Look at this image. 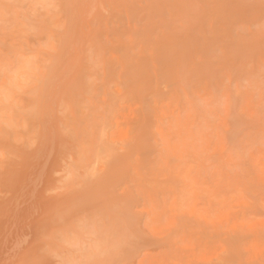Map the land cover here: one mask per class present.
I'll list each match as a JSON object with an SVG mask.
<instances>
[{
    "label": "rangeland",
    "instance_id": "obj_1",
    "mask_svg": "<svg viewBox=\"0 0 264 264\" xmlns=\"http://www.w3.org/2000/svg\"><path fill=\"white\" fill-rule=\"evenodd\" d=\"M0 11V264H264V0Z\"/></svg>",
    "mask_w": 264,
    "mask_h": 264
},
{
    "label": "bare ground",
    "instance_id": "obj_2",
    "mask_svg": "<svg viewBox=\"0 0 264 264\" xmlns=\"http://www.w3.org/2000/svg\"><path fill=\"white\" fill-rule=\"evenodd\" d=\"M45 1H46V0H45ZM44 3H45V2H44ZM66 30H67V29H66ZM18 36H19V35H18ZM63 41H64V40H63ZM2 47H3V46H2ZM52 57H53V56H52ZM68 57H69V56H68ZM64 58H65V57H64ZM48 60H51V59H48ZM61 60H62V59H61ZM27 61H29V60H27ZM54 61H55V60H54ZM25 64H26V62H24V65H25ZM76 64H77V63H76ZM23 67H24V66H23ZM71 67H72V66H71ZM50 69H51V68H50ZM53 69H55V68H53ZM53 69H52V70H53ZM12 70L14 71V68H13ZM13 71H12V72H13ZM50 71H51V70H50ZM61 73H62V72H61ZM16 74H18V73H16ZM58 74H59V73H58ZM47 76H48V75H47ZM51 76H52V75H51ZM21 77H22V75H21ZM57 77H58V76H57ZM33 78H34V77H33ZM33 78H32V80H33ZM20 79H21V78H20ZM20 79H19V80H20ZM41 79H43V77H42ZM12 80H15V79L12 78ZM44 81H46V80H44ZM44 81H43V80L41 81L42 84H44V83H43ZM39 82H40V81H39ZM39 82H38V83H39ZM40 84H41V83H40ZM48 84H49V83H48ZM33 88H34V87H33ZM38 88H40L39 85H38ZM43 89H44V88H43ZM49 89H50V88H49ZM20 90H21V89H20ZM36 90H37V92H38L37 86H36ZM36 90H35V91H36ZM32 91H33V90H32ZM30 92H31V91H30ZM46 92H47V91H46ZM33 93H35V92H33ZM40 94H41V92H40ZM42 95H43V93H42ZM36 96H38V95H36ZM36 98H37V97H36ZM39 98H40V97H39ZM39 100H40V99H39ZM43 101H44V100H43ZM45 101H46V100H45ZM37 102H38V101H37ZM40 102H41V101H40ZM34 104H35V102H34ZM39 105H40V104H39ZM33 106H35V105H33ZM33 108H34V107H33ZM33 108H32V112H34V114L29 115V113H28V116H29V117H30V116L33 117V116L35 115V113H39L38 111L35 112L34 110H36V109H33ZM36 108H37V107H36ZM39 108H41V105H40ZM45 108H47V106H46ZM7 109H8V108H7ZM42 109H44V108L42 107ZM11 110H12V109H11ZM40 110H41V109H40ZM2 111H4V110H2ZM43 111H44V110H43ZM29 112H30V111H29ZM32 112H31V113H32ZM9 113H10V112H9ZM41 115H42V113H41ZM44 115H45V114H44ZM12 116H13V115H12ZM37 116L39 117V114L35 115L37 121H36V119L33 118V121H35L34 124H40V122L38 123L39 119L37 118ZM11 119H12V118H11ZM30 119L32 120V118H30ZM10 121H11V120H10ZM14 121H15V118H14ZM11 122H12V121H11ZM41 122H42V121H41ZM5 123H6V122H5ZM14 123H15V122H14ZM3 124H4V123H2V125H3ZM7 124H8V123H7ZM4 125H5V124H4ZM9 125H10L11 127H12V126L14 127V125H11L10 123H9ZM36 126H37V125H36ZM8 127H9V126H8ZM11 127H10V129H11ZM38 127H39V125H38ZM16 128H17V126H16ZM40 128H41V126H40ZM13 129H15V127H14ZM2 130H3V129H2ZM5 130H6V129H5ZM35 131H36V130H35ZM35 131H34L33 133H35ZM40 131H41V130L38 128V133H39ZM9 132H10V131H9ZM44 132H45V131H44ZM40 133L42 134V131H41ZM41 134H40V135H41ZM34 136H35V134H34ZM33 138H34V137H33ZM33 138H32V139H33ZM187 138H188V140H189V139L191 138V136H190V137H187ZM257 139H258V138H257ZM180 140H181V139H180ZM188 140H184V143L182 144V146H183L184 148H185V147H189L188 145H186L187 142H188ZM34 141H36L35 138H34ZM26 142H28V141H26ZM24 143H25V142H24ZM24 143H23V144H24ZM188 143H189V142H188ZM29 144H31V142H30ZM33 144H34V143H33ZM33 144H31V145H33ZM27 145H28V144L25 143V145H22V146H23V147H24V146L26 147ZM23 147H22V148H23ZM27 148H28V146H27ZM29 148H30V147H29ZM24 149H25V148H24ZM29 151H30V150H29ZM23 152H24V151H23V149H22V153H23ZM33 153H35V152H33ZM39 154H40V153H39ZM35 155H36V154H35ZM41 155H43V154H41ZM41 155H40V156H41ZM31 156H32V155H31ZM36 156H37V155H36ZM97 156H98V154H97ZM30 158H31V157H30ZM96 158H98V157H96ZM98 159H99V158H98ZM186 160H187V159H186ZM25 161H26V158H25ZM175 161H176V160H175ZM187 163H188V162H187ZM90 175H91V174H90ZM87 178H88V177H87Z\"/></svg>",
    "mask_w": 264,
    "mask_h": 264
},
{
    "label": "snow or ice",
    "instance_id": "obj_3",
    "mask_svg": "<svg viewBox=\"0 0 264 264\" xmlns=\"http://www.w3.org/2000/svg\"><path fill=\"white\" fill-rule=\"evenodd\" d=\"M51 6L54 7L55 5H51ZM4 7L6 8V7H8V6H4ZM4 15H6V13H5L4 11H0V17H2V16H4Z\"/></svg>",
    "mask_w": 264,
    "mask_h": 264
}]
</instances>
